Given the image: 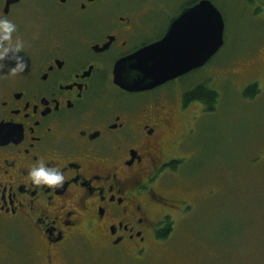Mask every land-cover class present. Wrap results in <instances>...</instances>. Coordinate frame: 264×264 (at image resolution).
<instances>
[{
  "label": "flooded vegetation",
  "instance_id": "af4514ba",
  "mask_svg": "<svg viewBox=\"0 0 264 264\" xmlns=\"http://www.w3.org/2000/svg\"><path fill=\"white\" fill-rule=\"evenodd\" d=\"M6 1L0 18L16 24L24 66L12 75L17 60L0 59V244L25 249L28 264H157L178 216L196 212V197L163 174H181L175 150L208 108L189 97L208 85L192 86V75L219 50L152 88L130 89L117 71L203 0H184L173 14L169 0ZM40 160L64 173L63 187L33 184L28 172Z\"/></svg>",
  "mask_w": 264,
  "mask_h": 264
},
{
  "label": "rangeland",
  "instance_id": "374dc122",
  "mask_svg": "<svg viewBox=\"0 0 264 264\" xmlns=\"http://www.w3.org/2000/svg\"><path fill=\"white\" fill-rule=\"evenodd\" d=\"M183 1L169 0V12ZM54 3L23 0L19 6ZM214 3L225 23L224 45L191 84L207 82L219 91L218 102L198 112L188 141L175 150L184 156L181 174H163L172 190L196 197V212L178 216L157 264H264V0ZM253 82L260 91L248 98L244 92ZM15 251L0 244V264H28L25 249Z\"/></svg>",
  "mask_w": 264,
  "mask_h": 264
},
{
  "label": "water",
  "instance_id": "95a60500",
  "mask_svg": "<svg viewBox=\"0 0 264 264\" xmlns=\"http://www.w3.org/2000/svg\"><path fill=\"white\" fill-rule=\"evenodd\" d=\"M224 31L220 10L203 0L177 15L160 42L121 61L117 75L130 89L161 85L209 61L224 45Z\"/></svg>",
  "mask_w": 264,
  "mask_h": 264
},
{
  "label": "clouds",
  "instance_id": "9594fccd",
  "mask_svg": "<svg viewBox=\"0 0 264 264\" xmlns=\"http://www.w3.org/2000/svg\"><path fill=\"white\" fill-rule=\"evenodd\" d=\"M16 28V24L9 17L0 18V59L7 58L11 53L12 58L17 60L16 67L10 69L12 75H15L18 70L22 71L24 66L22 59L18 56L23 44L19 38L13 42V33L16 32ZM28 175L33 184L37 186L63 187L65 181L64 173L59 168L47 164L44 160L38 161L36 165L31 167Z\"/></svg>",
  "mask_w": 264,
  "mask_h": 264
},
{
  "label": "trees",
  "instance_id": "16d2710c",
  "mask_svg": "<svg viewBox=\"0 0 264 264\" xmlns=\"http://www.w3.org/2000/svg\"><path fill=\"white\" fill-rule=\"evenodd\" d=\"M258 85L252 84L250 86H248L245 90V96L248 98H253L255 97L258 92L260 91V89H258ZM189 94V97L191 100L194 99H199L204 101L208 108L207 110L212 111L214 110V105L216 104L219 95L218 92L214 89H212L209 85H200L198 87H196L195 89H193Z\"/></svg>",
  "mask_w": 264,
  "mask_h": 264
}]
</instances>
